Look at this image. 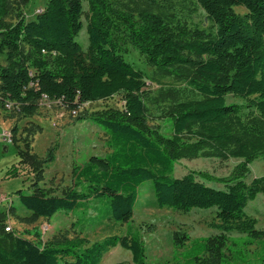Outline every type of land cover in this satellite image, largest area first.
I'll use <instances>...</instances> for the list:
<instances>
[{"label":"trees","instance_id":"trees-1","mask_svg":"<svg viewBox=\"0 0 264 264\" xmlns=\"http://www.w3.org/2000/svg\"><path fill=\"white\" fill-rule=\"evenodd\" d=\"M30 1L0 0V54L7 57V64L0 65L3 106L11 104L31 116L44 99L76 111L123 95L125 107L88 116L108 136L111 153L92 156L75 168L73 184L62 195L40 184L54 154L41 160L28 146L20 150L19 162L6 173V178L34 176L28 192H17L20 207L38 221L98 204L104 205V214L97 223H127L141 187L149 182L160 209L217 210L213 227L220 235L191 242L185 233L174 234L177 264H264V233L245 212L264 196V176L246 181L249 165L264 159V0H195L212 23L208 29L177 21L153 0L126 10L112 0H49L35 20L8 21L13 4ZM236 7L247 15L239 16ZM84 19L86 48L78 42ZM124 41L146 57L158 82L180 85L162 88L154 99L165 106L169 133L148 124L145 75L125 59ZM229 97L244 102H229ZM193 159L243 162L225 177L201 172L174 176L181 160ZM20 207H0V264H101L118 247L132 254L133 264H146L142 237L131 230L92 245L84 238L44 242L37 229L36 241L7 232L10 214ZM231 233L245 237L230 238ZM252 246L257 251L251 252Z\"/></svg>","mask_w":264,"mask_h":264},{"label":"rangeland","instance_id":"rangeland-1","mask_svg":"<svg viewBox=\"0 0 264 264\" xmlns=\"http://www.w3.org/2000/svg\"><path fill=\"white\" fill-rule=\"evenodd\" d=\"M49 0H31L27 5L13 4L8 21L16 23L19 17L32 21L41 14ZM120 10L134 7L135 2L141 0H112ZM161 9L173 13L177 21H182L190 27L202 29L211 28L205 11L196 5L195 0H153ZM235 12L244 17L247 10L236 7ZM84 28L78 37V42L87 47L89 36L87 21H83ZM125 59L141 70L145 75L146 88L143 99L149 109L148 124L160 127L165 132H170V125L164 117L165 106L154 104L162 88L170 86L179 87L172 80L164 79L160 82L155 77V70L151 67L145 56L139 53L127 41L121 45ZM7 64L6 55L0 54V65ZM229 102L243 103L239 98L229 97ZM125 98L115 95L113 98L87 103L76 111H70L59 101L44 99L39 102L37 112L25 116L18 108H10L0 102V207L9 209L11 205L20 207L17 192H28L31 179L6 178L8 170L19 162V151L29 147L30 153L38 159H47L54 154L55 160L44 170V180L40 183L56 195H62L71 187L74 169L84 166L92 156L104 157L111 153L107 142L108 136L96 125L88 120V116L96 111L106 108L124 109ZM8 134V137H5ZM241 159H193L181 160L175 168V177H183L191 172L208 173L217 177L229 176L241 163ZM247 183L264 176V159H259L249 165ZM212 186H217L211 184ZM86 212L76 210L71 214L60 212L52 219H39L34 221L31 213L20 207L16 214H10L6 228L11 227V232L18 236L36 241L34 231H40L43 241L63 243L66 240L84 238L89 245L101 242L111 236H125L128 231L138 233L146 248V264H177L175 260L174 234L185 233L190 236L191 242L199 238L220 235L214 224H218L217 210H193L182 213L169 209H160L156 206L151 183L147 182L140 190V198L136 205L133 218L127 223L114 220L98 222V217L104 214V205ZM247 217L257 221L256 228L264 233V196L260 194L257 199L249 203L245 210ZM80 220V224H76ZM230 238L245 237L243 234L231 233ZM264 240V236L262 238ZM190 247L187 242L185 249ZM184 249V250H185ZM257 246L249 248L251 252L257 251ZM101 264H133L132 254L120 247L108 252Z\"/></svg>","mask_w":264,"mask_h":264},{"label":"built area","instance_id":"built-area-1","mask_svg":"<svg viewBox=\"0 0 264 264\" xmlns=\"http://www.w3.org/2000/svg\"><path fill=\"white\" fill-rule=\"evenodd\" d=\"M6 106H7L8 108H10L11 104H7ZM8 136H9L8 134H5V137H8ZM6 231H7V232H10V231H11V227H7V228H6Z\"/></svg>","mask_w":264,"mask_h":264}]
</instances>
